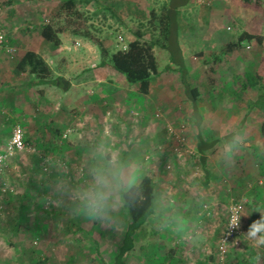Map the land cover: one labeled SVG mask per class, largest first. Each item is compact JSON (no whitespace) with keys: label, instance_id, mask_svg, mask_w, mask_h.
I'll use <instances>...</instances> for the list:
<instances>
[{"label":"rangeland","instance_id":"374dc122","mask_svg":"<svg viewBox=\"0 0 264 264\" xmlns=\"http://www.w3.org/2000/svg\"><path fill=\"white\" fill-rule=\"evenodd\" d=\"M26 1L34 2V7L43 11L52 5L54 12L45 15L44 25L53 23L61 3V0ZM97 1L108 10L79 0L77 8L85 13L82 25L108 51L114 52L134 40L129 29L149 31L145 34L146 40L151 33L157 36L153 27H157L162 7L170 0ZM4 2L6 0H0V31L8 40L11 28L23 32L31 30L30 22L8 21L10 16H6ZM252 2L264 7V0ZM254 17L227 0H193L190 7L178 11V41L188 66V81L199 89L201 103H208L212 113L215 112L211 103L213 93L219 88L215 83L226 71L213 75L212 67L206 62L216 58L221 64L227 55L225 43L231 39L227 36L222 41V36L218 37L220 33L213 32L214 27L221 24L223 32L234 36L232 31L240 28L243 31ZM232 23H235L234 28ZM246 47L240 46L242 53L238 58L249 62L251 52ZM80 48L86 58L75 54L79 51H71V59L59 67L70 74L64 77L66 80H92L91 76H95L91 75L90 67L99 63L97 47L92 54L86 52L84 46ZM155 54L163 67L167 52L156 49ZM226 57L230 60L236 54ZM54 69L56 72L58 67ZM229 73L242 77V69L237 67ZM104 75L95 79L104 82L107 77ZM109 75L101 85L112 95L120 93L122 99L114 104L102 99V117L92 119L93 125L87 127L75 120L73 131H68L71 128L67 118L74 121L79 112L73 105L65 108L61 92L48 96L50 104L47 105L36 96L23 111L6 109L0 102V151L5 149L15 127L22 129L26 144V150L5 162L0 172V264H98L96 244L103 260L111 264L128 221L120 192L139 183L149 172L156 182L160 216L152 219L135 237L134 248L127 257L129 264H243L240 259L254 252H257L256 257L263 254L257 262L264 264V245L250 241L254 244L247 252L245 246L250 224L259 220L260 212H264V202H260L264 200V165L261 167L264 152L256 150L254 153L221 139L206 154L211 181L204 189L201 186L203 169L195 144V120L191 106L184 99L179 75L172 72L154 79L146 96L139 94L138 86L128 87L115 73L109 72ZM84 90V93L94 92L92 87ZM244 95L251 97L250 91ZM46 109L53 112L50 110L49 114ZM210 112L207 106L201 109L207 141L212 140ZM85 127L86 130L76 131ZM248 155L255 157L252 164L244 161ZM110 160L119 164L123 182L114 197L115 207L102 218H96L85 211L78 196L90 185L92 172L107 166ZM239 201H245L242 235L236 245L228 246L221 258L219 242L226 229L228 209ZM188 205L198 206V210H192L194 214L190 219L182 220V211L188 209ZM169 218L172 221H168Z\"/></svg>","mask_w":264,"mask_h":264},{"label":"crops","instance_id":"0c3cea01","mask_svg":"<svg viewBox=\"0 0 264 264\" xmlns=\"http://www.w3.org/2000/svg\"><path fill=\"white\" fill-rule=\"evenodd\" d=\"M192 1L193 0H191V3ZM33 3L34 2H27L26 0H6V2H4V5H6L5 10H7L6 16H10L8 18L9 22L10 21L14 22V20H16L17 22L20 21V23L23 22L32 23L30 24L31 26H29V29L31 30H26V32L10 27L12 30L9 32L10 40H8L9 41L8 46L14 49V53L10 54L11 56H9L4 49L0 50V102L3 105H5L6 109L13 108L14 110L20 109L21 111H23V108H27V106H29L28 105L29 102H31V100H34L36 96H39L40 98L39 100L47 105L50 104L47 101L48 96L54 95L55 92L60 93L58 89L53 87L42 86L28 91L26 87L23 86V84L28 83V80L30 79V75L28 72H24V73L18 72L17 69L20 60L22 59V57L26 52L28 51L33 52L37 56H39L45 62V64L52 70L54 74L56 73L54 67L55 66L58 67L57 71L60 74H63L64 77H66L70 74L69 73L65 74L64 70L62 68L59 69V67L64 65V64L62 65L63 62H67L69 61V59H71L69 55L71 51L73 52L79 51L76 52L75 54L80 55L84 59L86 58V53L80 50L81 46H84L85 51L90 54H92L93 49L97 50L93 45L89 44V42H87L86 40L74 37L70 35L68 32H62L61 34H58L60 40V44L58 47H54L51 43L44 41L41 38L42 27L44 26V24H42V21H44L45 15L51 14L52 12H54V9L52 8L51 5L45 11L39 10V8L34 7ZM59 8L60 6H58V9ZM232 26L234 28L235 23H232ZM214 28L216 30L213 32L220 33L218 37L222 36L221 37L222 41L225 40L227 36L231 38L225 43L226 44L224 47L226 48L225 52L227 53V55L231 53L236 54V57H232L229 60L226 57L227 56L226 55L225 58L222 59L221 64H219V59L212 58L211 59L212 61L207 59L206 63L208 64V66L212 67L211 73L213 75L215 74V72L220 70L226 71V73L224 74L222 72V76L219 77L217 79V83H215V85H219L218 89L214 87V89H216L217 91L216 93H213V99H212L213 102H211L213 103L214 106L213 111L215 112L213 113L210 112L211 110L210 108H208L209 104L206 102L205 105H203L204 103L201 102L198 104V108L202 120H205V117H203L201 113V109L207 106V109L210 112L208 118L209 121L212 122V128H213L212 130L209 129L212 140L207 141L209 139L207 140L204 139L205 136L203 134L202 125L200 127V135L207 143L218 141L219 144L221 142V139L224 138L223 140L226 142V144L241 146V143L244 142L249 145V147H244V148L254 153H256V150L258 151L261 150L262 152H264L262 147V139H261V126L264 122V107H255L252 110L248 108V103L255 104L256 102H258L259 98L263 96L264 92H259V87H260L259 84L257 85L258 86L257 88L243 89L244 87L243 85L246 84V76L247 75L253 76L258 68V64L261 56V48L254 42H250L247 44L245 42L246 45H243L244 43H242L237 47L234 46L237 45V40L242 32V28H240L239 30L237 29V31H232L234 36H230L225 32H223L221 24H216ZM76 44L78 45L76 46ZM249 44L250 46L248 47ZM240 46H247L246 48H248L247 49L248 52H251V56L247 58L249 62H247V60H241L240 58H238L239 54L242 53V50L239 49ZM256 58H257V62H255ZM10 60L12 61L10 62ZM98 62H100V60ZM98 64L97 62H95L94 64H92L93 67H90L91 75H95V76H91L92 80H87L86 78L80 81L70 79L68 80L70 82V89L66 93H62L63 105L65 106V108L73 105L74 106L73 108H76L79 112V116L75 118L74 121L70 120L69 117L67 118V122L69 123V127L71 128L68 131L70 130L73 131L76 129V127H74L75 120L82 121V123H85V126L87 127L89 124L93 125V123H91L92 119L98 120L99 117L101 118L102 114L100 110L103 109H100V103L102 99H105L112 104H114L115 102L117 103L119 102V99H122L120 93L112 95L111 93H108L107 88H103L101 84H103L105 82V79L108 76H110L109 72L111 71L104 68H99ZM233 67H237L238 70L242 69L243 78L238 77L239 75L235 77L233 73L232 74L229 73L233 71ZM103 73H105L104 76H107L104 79V82L101 81L100 79L99 80L95 79L97 76L102 77ZM223 74L225 75V77H223ZM86 87H92L94 89V92L90 93L88 91L87 93H84L85 91L84 89ZM247 91H250L251 97L249 98H247L244 95ZM40 92H42L43 94L40 95L39 94ZM218 103H220V105ZM50 110L52 113L53 112L52 109L49 110L46 109V112L49 113ZM46 115L48 116V114ZM47 119L48 117L45 120ZM77 125L78 124H75V126ZM86 127L83 129L80 128V130L77 129L76 131L86 130ZM45 132H48V128H45ZM214 132L221 133L222 135H217L216 133L214 134ZM195 135H196V131H195ZM228 136L232 137L231 138L232 142L230 143H228L226 140L227 139L226 137ZM195 144L198 145L197 139ZM258 153L257 156L260 157V154ZM254 159L255 157L253 158L251 157V155H248V157H245L244 161L247 162V164L250 163L252 164V160ZM262 161L264 162V158L262 159ZM263 165L264 164H261V167H263ZM210 167L211 166L209 165V160L207 158V169L209 171V174H207L206 176L203 170V180L201 182V186L205 187L204 189H206V187L210 185L209 184V182L211 181V172L209 169ZM262 176H264V173L262 174ZM259 196L262 197L263 195H259ZM260 202L263 203L264 200L261 199ZM181 204L182 203L177 205L180 206ZM193 209L198 210V206L188 205V209L182 211L181 214L182 220L186 218L190 219L194 214L192 211ZM158 210L159 209L157 206L156 217L160 216L158 214L160 213ZM197 210H194V212H196ZM168 221H172V219L169 218ZM253 244H254L253 242L247 240V245L245 244V246L247 247L246 252L248 251L249 247L252 246ZM256 254L257 252L250 253L248 255L245 254L244 255L245 258L240 260L243 261V264H260L257 261L258 258L261 257L263 254L259 257H256Z\"/></svg>","mask_w":264,"mask_h":264},{"label":"trees","instance_id":"16d2710c","mask_svg":"<svg viewBox=\"0 0 264 264\" xmlns=\"http://www.w3.org/2000/svg\"><path fill=\"white\" fill-rule=\"evenodd\" d=\"M227 1L232 6L255 15L251 22L243 27L244 30L238 37L237 45L234 46L237 47L245 42H254L262 48L258 68L253 76H246V84L243 85V89L257 88L259 84V92H264V7L258 2H252V0ZM78 2L79 0H62L60 8L52 20L53 23L50 22L42 27L41 38L54 47L59 46L58 34L62 32H68L74 37L86 40L97 47L99 51L100 62L98 67L115 73L128 87L138 85L139 94L142 96L149 94L154 79L163 74L177 73L183 88L184 99L191 106L198 141L197 152L201 166L207 176L209 171L205 154L212 150L218 144V141L207 143L200 135L203 120L198 104L201 102V95L199 89L192 86L188 81L189 71L183 49L178 41V11L187 9L191 4V0H170L168 5L162 7L157 27L155 28V25L153 27L154 30H157V36L151 33L150 38L146 40L144 37L149 31H141L140 28L129 29L134 40L128 42L125 51L119 49L114 52L108 51L100 40L84 30L81 19L84 18L85 13L77 8ZM92 2L95 3L97 8L103 9L97 0H83L85 5ZM103 10L107 11L108 9L104 8ZM156 49L166 51L168 54L167 62L163 67L155 54ZM17 71L29 73L28 83L23 84L28 91L42 86L56 88L61 93H66L70 89V82L64 79L63 75L58 74L57 71L54 74L45 62L33 52L28 51L24 54L18 64ZM39 94L43 93L40 92ZM255 107H264V99L259 98V101L255 104L248 103L250 110ZM226 138L228 143L232 142V137L228 136ZM261 139L264 150V122L261 126ZM241 146L249 147L244 142L241 143ZM120 202L127 213L128 221L122 242L111 264H129L127 257L134 248L135 237L142 233L149 222L157 216L158 202L153 173H147L139 183L122 190L120 192ZM94 251L100 260L98 264H109L103 260L97 244Z\"/></svg>","mask_w":264,"mask_h":264},{"label":"clouds","instance_id":"9594fccd","mask_svg":"<svg viewBox=\"0 0 264 264\" xmlns=\"http://www.w3.org/2000/svg\"><path fill=\"white\" fill-rule=\"evenodd\" d=\"M122 182L120 166L114 160L108 161L107 166L94 170L90 185L78 196L84 204L85 211L96 218L107 215L108 211L115 207L114 197ZM260 213L261 218L250 225L245 237L257 245H264V212ZM241 216L240 209L234 208L228 227H238Z\"/></svg>","mask_w":264,"mask_h":264},{"label":"built area","instance_id":"2783aa9c","mask_svg":"<svg viewBox=\"0 0 264 264\" xmlns=\"http://www.w3.org/2000/svg\"><path fill=\"white\" fill-rule=\"evenodd\" d=\"M119 41L122 42V39L120 38ZM8 42V37L4 32L0 31V50L4 49L6 53L13 54L14 49L8 46ZM126 48L127 45H123L121 46L120 50L125 51ZM66 136L67 135L65 134L64 137ZM24 150H26V144L23 131L20 127H15L5 149L3 151H0V172L2 171V167L4 166L5 162L14 157L16 154L22 153ZM244 205V201H239L233 203L228 209L226 217V229L219 242L218 253L219 257L221 258H223L226 254L228 246L234 244L238 237L242 235V216L240 218L238 227L229 228L228 225L230 222V217L232 215V210L234 208H239L242 215L244 211ZM234 245H236V243Z\"/></svg>","mask_w":264,"mask_h":264}]
</instances>
